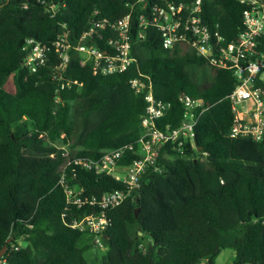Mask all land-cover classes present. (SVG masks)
<instances>
[{
    "label": "trees",
    "instance_id": "16d2710c",
    "mask_svg": "<svg viewBox=\"0 0 264 264\" xmlns=\"http://www.w3.org/2000/svg\"><path fill=\"white\" fill-rule=\"evenodd\" d=\"M48 1L59 5L54 17L34 1L26 8L20 0L0 3V252L5 247L7 264H95L85 257L95 248L93 238L69 226L89 211L70 206L64 188L77 185L85 195L100 196L123 184L64 167L69 158L96 159L140 138L147 103L130 85L135 78L151 82L154 97L169 104L156 120L161 130L180 125V95L202 99L206 110L194 140L200 151L195 157L189 144L185 155L160 148L158 170L148 168L136 196L108 211L99 263L214 264L221 249H230L232 264H264V138L229 136L233 71L210 64L187 42L164 49L150 25L138 37L139 17L160 0ZM244 8L239 0H202V19L217 26L226 44L243 31ZM127 15L134 62L125 71L94 75L70 51L63 79L53 78L57 38L75 43L93 22ZM26 38L52 52L34 72L23 66ZM92 42L102 44L95 37ZM258 48L264 52V34ZM138 157L127 153L121 162Z\"/></svg>",
    "mask_w": 264,
    "mask_h": 264
},
{
    "label": "built area",
    "instance_id": "2783aa9c",
    "mask_svg": "<svg viewBox=\"0 0 264 264\" xmlns=\"http://www.w3.org/2000/svg\"><path fill=\"white\" fill-rule=\"evenodd\" d=\"M20 1L23 8L28 7L32 1L43 5L51 17L55 16L59 6L48 0ZM160 1L149 6L147 15L139 17L137 36L144 38L145 29L150 25L160 33L164 49H172L181 42H187L198 55L207 57L210 64L232 70L237 84L229 95L234 112L229 136L237 139L250 138L253 141L262 140L264 52L259 51L258 39L264 34V0H239L245 5L242 12L244 29L234 40L226 44L222 43L223 39L217 32V26L213 27L203 22L202 0L179 3ZM130 30L131 17L127 15L115 22L106 19L93 22L75 43L70 42L65 36H60L52 43L53 53L58 58L53 78L63 79L70 51L79 55L80 66L89 64L94 75L125 71L134 62L130 50ZM94 37L102 42L101 46H96L92 42ZM22 50L26 51L23 66L32 72L44 65L52 53L50 47L33 38L25 39ZM130 85L137 94L144 95L147 103L141 119L143 131L136 143L104 150L96 159L69 158L64 167L73 166L80 170L107 174L123 184L122 188L105 192L100 196L85 195L84 189L77 185L64 188L70 206L76 207L77 210L87 207L89 211L81 217L71 218L69 226L87 233L93 238L94 247L98 249H105L101 238L109 224L108 211L126 199L136 196L148 168L158 170L155 163L160 148L164 145L170 146L171 150L185 155L186 145L189 144L195 148L196 155L199 152L194 140L195 125L206 110L202 99L180 95L178 100L184 109L180 125L174 129L167 126L161 130L157 127L156 120L164 115L169 104L154 97L151 82L145 83L135 78L130 81ZM131 152H136L139 157L129 164H123L122 159ZM59 183H64V176H61ZM262 223L264 224V221ZM0 264H7L2 255Z\"/></svg>",
    "mask_w": 264,
    "mask_h": 264
},
{
    "label": "rangeland",
    "instance_id": "374dc122",
    "mask_svg": "<svg viewBox=\"0 0 264 264\" xmlns=\"http://www.w3.org/2000/svg\"><path fill=\"white\" fill-rule=\"evenodd\" d=\"M61 142L59 141L58 144ZM104 251V248L98 249L94 248L93 250H89L88 252L85 253V257L87 256L91 259L95 260V264H100V256L102 252ZM234 259V252L230 249H221L217 255L215 256L214 259V264H232V261ZM197 264H205V261L202 260L198 262Z\"/></svg>",
    "mask_w": 264,
    "mask_h": 264
},
{
    "label": "water",
    "instance_id": "95a60500",
    "mask_svg": "<svg viewBox=\"0 0 264 264\" xmlns=\"http://www.w3.org/2000/svg\"><path fill=\"white\" fill-rule=\"evenodd\" d=\"M197 151H200V148H197ZM195 155H196V153H194V156ZM138 210H139L138 208L135 209V216L137 215ZM139 234H141V233H139ZM8 241H10V239ZM4 250H5V247L0 252V255H2V253L4 252ZM216 250H217V247L214 249V251H216Z\"/></svg>",
    "mask_w": 264,
    "mask_h": 264
}]
</instances>
